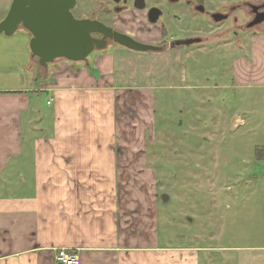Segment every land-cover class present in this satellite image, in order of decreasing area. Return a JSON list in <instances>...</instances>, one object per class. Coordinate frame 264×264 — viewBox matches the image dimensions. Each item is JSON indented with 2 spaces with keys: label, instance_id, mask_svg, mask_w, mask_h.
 <instances>
[{
  "label": "crops",
  "instance_id": "0c3cea01",
  "mask_svg": "<svg viewBox=\"0 0 264 264\" xmlns=\"http://www.w3.org/2000/svg\"><path fill=\"white\" fill-rule=\"evenodd\" d=\"M251 4L264 0H232L231 8ZM161 34L155 42L136 36L161 50L109 44L86 60L48 66L24 43L18 48L25 57L21 67L16 62L19 77L8 72L0 80V264H55L59 248L77 252V264L218 263L197 231L160 232L159 177L149 151L157 92L188 80L183 45L165 47ZM232 51L231 79L222 85L246 93L248 118L239 114L236 123L257 133L264 29L236 39ZM257 146L264 142L247 145L251 165L245 186L232 192L235 201L264 196ZM242 230L246 241L252 234ZM258 239L232 246L236 264H264V227Z\"/></svg>",
  "mask_w": 264,
  "mask_h": 264
},
{
  "label": "rangeland",
  "instance_id": "374dc122",
  "mask_svg": "<svg viewBox=\"0 0 264 264\" xmlns=\"http://www.w3.org/2000/svg\"><path fill=\"white\" fill-rule=\"evenodd\" d=\"M79 1L77 16L80 13L96 15L117 29L132 32L149 42H155L163 30L166 37L161 44L165 47L177 39H203L182 46L187 84L157 92L156 142L149 151L159 177L160 232L168 235L169 230L197 231L202 236L201 244L214 248V255L219 259L214 264H236L232 246L245 242L261 244L258 238L264 227V196L235 201L232 192L238 184L245 186L253 153L247 145L264 142V112L259 116L262 127L257 133L249 131V124L236 123L239 114L248 118L247 108L241 104L246 93L235 92L222 84H228L231 79L234 41L238 38L243 41L250 31L264 29V22L249 27L253 17L250 8L243 5L233 10L232 0H204V12L195 10L196 0L178 3L146 0V9L136 8L130 1L128 7L133 9L123 13L114 9L118 5L115 0ZM12 2L0 0V21L8 14ZM151 5L164 9L156 23L148 18ZM217 12L228 16L215 21L213 15ZM27 31L21 25L11 35L0 33V80L8 72L19 77L16 62L22 60L21 67L25 57L22 53L19 55L18 48L24 43L29 55L32 53V36ZM30 69L27 68L29 73ZM234 210L235 217H231ZM242 229L252 234L246 241V237L239 235Z\"/></svg>",
  "mask_w": 264,
  "mask_h": 264
},
{
  "label": "water",
  "instance_id": "95a60500",
  "mask_svg": "<svg viewBox=\"0 0 264 264\" xmlns=\"http://www.w3.org/2000/svg\"><path fill=\"white\" fill-rule=\"evenodd\" d=\"M75 4L76 0H13L8 14L0 21V33L11 35L21 25L26 28L32 34V55L44 66L58 58L86 60L94 50L107 47V38L138 51L162 49V46L141 42L100 20L75 17L72 11ZM138 7H145V3ZM250 7L258 16L248 26L264 22V10L259 11L260 6L255 4ZM161 12L159 7H152L148 12L149 20L157 22ZM227 16L217 12L213 18L221 21ZM93 33H101L103 37H95ZM199 41V37L178 39L175 44L189 45Z\"/></svg>",
  "mask_w": 264,
  "mask_h": 264
},
{
  "label": "flooded vegetation",
  "instance_id": "af4514ba",
  "mask_svg": "<svg viewBox=\"0 0 264 264\" xmlns=\"http://www.w3.org/2000/svg\"><path fill=\"white\" fill-rule=\"evenodd\" d=\"M130 1H132L133 6L136 7V8H139V9H146V8H147L146 0H115V2L118 3V5H116V6L114 7V9H115L116 11L120 12V13H123V12H125V11L130 10V9H133V8H130V9H129V7H128V5L131 3ZM170 1H171L172 3H178V2H180L181 0H170ZM188 2H190V1H188ZM141 3H145V7H138V5H140ZM247 6H248V5H247ZM79 7H80V1H79V0H76L75 7L72 9L73 14L75 15V17H77V18H89V19L100 20V21L104 22L106 25H109V26L113 27L114 29L119 30V29H117V28L114 26V24H110V23H108V22H106V21H103V20L99 19V17L96 16V15H87L86 13H80V14H79L80 16H77V15H76V11L79 9ZM152 7H159V6H154V5L149 6V8H148V10H147V14H148L149 10H150ZM248 7L250 8V12H251V14H252V16H253V17H252V20H253L254 18H256V17L258 16V13H257V12H254L253 9H252L250 6H248ZM159 8H160V7H159ZM194 8H195L196 11L204 12V11L206 10V6H205V3H204V0H196L195 3H194ZM160 9H161L162 12H161V14L159 15V19H160V18L162 17V15L164 14V9H162V8H160ZM103 10H105V8H104ZM263 10H264V4L260 5V10H259V11H263ZM227 14H228V13H227ZM159 19H158V21H159ZM252 20H251V21H252ZM158 21H157V22H158ZM251 21H250V22H251ZM250 22H249V23H250ZM152 23H156V22H152ZM256 25H257V24H256ZM119 31L124 32V33H127V34L131 35L132 37H134L135 39L139 40L136 36L132 35L131 33H128L127 31H122V30H119ZM93 36L98 37V38H102V37H103V34H101V33H93ZM164 36L166 37L165 33H164L163 30H162L161 39L164 40ZM107 42H108V45L111 44V42H113V43L115 44V41H114L113 39H111V38H107Z\"/></svg>",
  "mask_w": 264,
  "mask_h": 264
},
{
  "label": "built area",
  "instance_id": "2783aa9c",
  "mask_svg": "<svg viewBox=\"0 0 264 264\" xmlns=\"http://www.w3.org/2000/svg\"><path fill=\"white\" fill-rule=\"evenodd\" d=\"M79 255L77 252L67 248H59L55 255V264H77Z\"/></svg>",
  "mask_w": 264,
  "mask_h": 264
},
{
  "label": "trees",
  "instance_id": "16d2710c",
  "mask_svg": "<svg viewBox=\"0 0 264 264\" xmlns=\"http://www.w3.org/2000/svg\"><path fill=\"white\" fill-rule=\"evenodd\" d=\"M115 44H119V43L115 42ZM255 154H256L257 160L263 161L264 160V146H257L255 149Z\"/></svg>",
  "mask_w": 264,
  "mask_h": 264
}]
</instances>
